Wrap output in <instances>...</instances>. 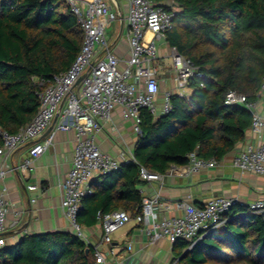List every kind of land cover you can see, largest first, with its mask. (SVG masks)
<instances>
[{"label":"trees","instance_id":"obj_1","mask_svg":"<svg viewBox=\"0 0 264 264\" xmlns=\"http://www.w3.org/2000/svg\"><path fill=\"white\" fill-rule=\"evenodd\" d=\"M151 1L174 11L165 41L202 78L189 79V95L171 96L170 112L153 117L141 110L134 161L101 176L100 188L82 198L77 222L83 228L118 210L133 219L140 214L143 198L137 187L145 182L139 167L164 175L173 166H188L192 152L219 162L251 127L250 110L225 105L224 98L230 91L248 102L258 97L264 79V0ZM82 41L65 0H0V130L14 134L33 120L42 90L39 80L67 71ZM112 176L122 182H106ZM224 217V224L190 251L185 252L186 242H176L172 262L264 264V213L252 214L236 204ZM94 263L92 247L71 232L26 235L0 248V264Z\"/></svg>","mask_w":264,"mask_h":264},{"label":"built area","instance_id":"obj_2","mask_svg":"<svg viewBox=\"0 0 264 264\" xmlns=\"http://www.w3.org/2000/svg\"><path fill=\"white\" fill-rule=\"evenodd\" d=\"M65 2L83 34L80 51L67 71L39 80L38 84L42 88L38 93L39 107L30 123L14 134L0 130V155H11L19 147L35 140L59 115L56 130L75 132L73 158L62 186L61 206L73 233L86 243L82 227L77 222V214L82 198L93 193L88 183L96 176L109 175L121 167L118 160L101 152L95 143V135L102 128L101 122H109L112 111L122 107L138 136L141 110L158 117L172 109L170 98L174 94L170 91L160 94L158 69L154 65L157 62L155 41L165 39L166 32L173 24L174 11L167 10L163 5H155L151 0L127 1L129 57L125 67L120 68V61L109 51L106 38L107 28L117 19L116 13L104 0ZM147 34L151 35L149 39H146ZM99 51L104 54L103 57L95 58ZM170 57L176 88H186L191 78H202L190 60L178 54L175 48H170ZM263 88L264 79L258 95ZM160 95L162 103L159 106ZM224 104L244 105L251 112L250 129L255 133L261 131L264 119L255 111L254 102H248L245 96L230 91L225 95ZM51 144L52 136L41 143H34L28 151L29 158L21 166L22 172L29 169L30 158H37ZM188 159L189 165L178 169L181 174L190 175L213 169L218 164L214 159L197 158L194 152L188 155ZM131 161H134L133 157ZM231 164L241 173L264 175V146H246L232 155ZM161 177L139 167V178L143 182L161 181ZM27 189L35 191L37 187L31 185ZM140 192L143 194L142 190ZM236 204L235 200L225 197H214L199 206L177 203V209L182 211L181 216L158 218V212L163 208L158 198L143 197L141 212L134 220L141 225L142 234L150 242L165 238L171 245L183 241L192 247L222 226L225 214ZM238 205L246 206L252 214L264 213V198L248 205ZM6 213L7 204L0 193V247L5 244ZM99 220L101 243L108 245L112 242V235L125 226L131 217L127 212L118 210L103 215ZM92 250L94 264H107L104 251L98 247H92ZM171 264H176V261Z\"/></svg>","mask_w":264,"mask_h":264},{"label":"crops","instance_id":"obj_3","mask_svg":"<svg viewBox=\"0 0 264 264\" xmlns=\"http://www.w3.org/2000/svg\"><path fill=\"white\" fill-rule=\"evenodd\" d=\"M104 1L117 16L114 30H111L113 22L106 30L108 49L116 55L120 61L119 67L123 68L129 57L126 22L128 0ZM150 37V34L146 35V39ZM155 46L157 62L154 66L158 69L160 94L170 91L172 94L189 95L190 90L183 93L181 91L183 89H178L174 85L173 70L166 64V59L170 56V47L165 39L156 40ZM103 55L99 51L95 58H102ZM161 103L160 95L158 105ZM254 103L255 111L264 119V88ZM58 124L59 115H56L35 140L19 147L11 155H0V173L3 172L0 176V193L7 204L4 246L14 245L26 235L73 233L64 216L61 202L62 186L71 168L75 132L56 130ZM101 126V130L95 135L98 149L118 160L121 166H128L137 142L132 121L125 117L122 107H116L111 113L110 121L101 122ZM49 136H52V144L37 158H30L29 169L23 173L21 166L25 159L29 158V149L34 143H41ZM248 145L264 146V126L258 133L249 129L244 141L219 161L214 169L184 175L178 171L179 167L173 166L162 175L161 181L145 182L138 186V193L142 198H158L163 206L158 212V218L181 216L182 211L177 209V203L199 206L214 197L231 198L236 203L244 205L253 203L264 198V175L241 173L231 164L232 155ZM102 182L103 179L96 176L88 186L93 191L100 188ZM106 182L119 184L122 180L112 176ZM31 185L37 189L28 191L27 188ZM140 229L141 225L131 218L112 235V242L105 245L101 243L100 221L92 227H82L86 243L104 251L107 264L173 263L176 253L173 245L165 238L150 242Z\"/></svg>","mask_w":264,"mask_h":264},{"label":"rangeland","instance_id":"obj_4","mask_svg":"<svg viewBox=\"0 0 264 264\" xmlns=\"http://www.w3.org/2000/svg\"><path fill=\"white\" fill-rule=\"evenodd\" d=\"M112 28H111V30H114V28L116 27V23L115 22H113V24H112V26H111ZM167 61H166V64L168 65V66H171V64H172V60H171V57L169 56V58L168 59H166ZM189 89H187V88H184L183 90H181L183 93H186L187 91H188ZM180 168V167H179ZM182 168V167H181ZM214 169V168H213Z\"/></svg>","mask_w":264,"mask_h":264},{"label":"water","instance_id":"obj_5","mask_svg":"<svg viewBox=\"0 0 264 264\" xmlns=\"http://www.w3.org/2000/svg\"><path fill=\"white\" fill-rule=\"evenodd\" d=\"M192 247H188L187 251H190ZM186 251V252H187ZM86 253H88V249L85 251Z\"/></svg>","mask_w":264,"mask_h":264}]
</instances>
